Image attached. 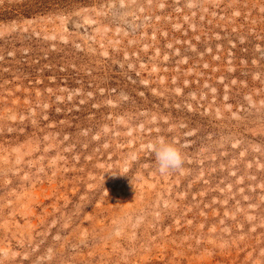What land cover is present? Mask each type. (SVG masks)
<instances>
[{
  "label": "rangeland",
  "instance_id": "1",
  "mask_svg": "<svg viewBox=\"0 0 264 264\" xmlns=\"http://www.w3.org/2000/svg\"><path fill=\"white\" fill-rule=\"evenodd\" d=\"M0 264H264V0H0Z\"/></svg>",
  "mask_w": 264,
  "mask_h": 264
},
{
  "label": "clouds",
  "instance_id": "2",
  "mask_svg": "<svg viewBox=\"0 0 264 264\" xmlns=\"http://www.w3.org/2000/svg\"><path fill=\"white\" fill-rule=\"evenodd\" d=\"M150 147L154 152L158 170L161 174L182 169L184 157L177 146L165 141H160Z\"/></svg>",
  "mask_w": 264,
  "mask_h": 264
}]
</instances>
